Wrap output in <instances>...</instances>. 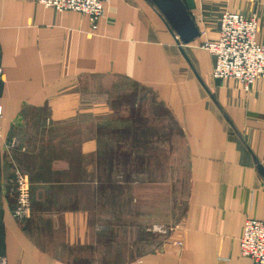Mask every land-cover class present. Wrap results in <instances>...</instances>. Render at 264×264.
Returning a JSON list of instances; mask_svg holds the SVG:
<instances>
[{
	"label": "crops",
	"instance_id": "0c3cea01",
	"mask_svg": "<svg viewBox=\"0 0 264 264\" xmlns=\"http://www.w3.org/2000/svg\"><path fill=\"white\" fill-rule=\"evenodd\" d=\"M224 11L257 14L256 40L264 45V0H110L94 24L36 0H0V254L6 264H253L240 255L239 237L247 218L264 221V78L250 91L213 78L214 57L201 44L216 39ZM90 76L150 90L180 128L187 154L178 230L165 249L117 263L105 251L109 239L96 232L104 220L90 206L108 203L113 221L120 216L121 195L113 202L98 198L105 186L122 184L102 164L98 143L90 145L97 131L86 122L79 146L45 163L25 160L39 144L28 142L23 130L22 146L9 147L14 127L25 128L30 112L54 115L60 94ZM16 169L30 181L25 220L12 214ZM133 194L129 216L143 207Z\"/></svg>",
	"mask_w": 264,
	"mask_h": 264
},
{
	"label": "rangeland",
	"instance_id": "374dc122",
	"mask_svg": "<svg viewBox=\"0 0 264 264\" xmlns=\"http://www.w3.org/2000/svg\"><path fill=\"white\" fill-rule=\"evenodd\" d=\"M59 98L54 115L48 111L30 112L27 128L15 126L9 147L22 146L19 133L23 130L28 142L39 144L36 154L27 156L26 161L61 160L67 156V149L79 146L88 122V130L97 131L90 145L98 143L100 157L104 156L102 164L106 163L109 174L122 184L120 188L105 186L98 194V198L103 196L109 202H113L114 195H121L116 207L120 216L115 221L110 204L90 205L104 220L96 232L100 239H109L104 246L106 253L116 254L110 262L165 249L181 223L188 187L186 149L171 115L150 90L111 76L79 78ZM48 146L57 148L56 153L41 151ZM15 173L26 175L30 182L25 171L16 169L11 176ZM129 190L143 200V207L130 216ZM30 216L31 204L23 219Z\"/></svg>",
	"mask_w": 264,
	"mask_h": 264
},
{
	"label": "built area",
	"instance_id": "2783aa9c",
	"mask_svg": "<svg viewBox=\"0 0 264 264\" xmlns=\"http://www.w3.org/2000/svg\"><path fill=\"white\" fill-rule=\"evenodd\" d=\"M44 7L57 11L72 10L88 16L92 24L104 15L105 5L110 0H36ZM257 14L224 11L220 14L217 37L204 41L201 47L214 57L212 76L216 80H235L244 91L264 78V45L256 40ZM2 70L0 67V83ZM2 100L0 97V118ZM1 137V135H0ZM2 145L0 143V152ZM16 193L12 209L14 217L22 220L30 209L29 182L26 175L15 173L10 178ZM239 253L252 259L253 264H264V221L247 218L239 237ZM0 264H6L0 254Z\"/></svg>",
	"mask_w": 264,
	"mask_h": 264
}]
</instances>
